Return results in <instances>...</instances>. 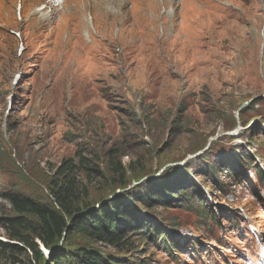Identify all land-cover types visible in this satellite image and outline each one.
Instances as JSON below:
<instances>
[{
	"label": "rangeland",
	"instance_id": "rangeland-1",
	"mask_svg": "<svg viewBox=\"0 0 264 264\" xmlns=\"http://www.w3.org/2000/svg\"><path fill=\"white\" fill-rule=\"evenodd\" d=\"M127 1L69 0L66 15L45 27L49 14L33 17L40 0H23L20 21L18 0H0V147L25 172L18 184L42 199L47 190L39 180L80 147L90 155L97 146L103 156L118 146L127 151L118 159L123 167L140 160L154 170L129 187L141 184L135 193L165 179L164 171L175 193L190 184L188 177L211 192L204 209L218 222L176 202L153 209L139 203L138 216L160 234L152 244L128 232L139 247L131 258L240 264L255 252L253 234L255 241L264 236V182L239 161L240 153L248 155L264 176V0ZM203 156L217 166L219 184L199 171ZM5 164L0 193L18 185ZM2 207L9 210L0 198V218ZM0 242H7L1 226ZM164 242L178 249L175 257ZM0 264L12 261L0 256ZM16 264H29L27 256Z\"/></svg>",
	"mask_w": 264,
	"mask_h": 264
},
{
	"label": "trees",
	"instance_id": "trees-1",
	"mask_svg": "<svg viewBox=\"0 0 264 264\" xmlns=\"http://www.w3.org/2000/svg\"><path fill=\"white\" fill-rule=\"evenodd\" d=\"M144 120L150 122L149 117ZM133 136L129 134L127 137ZM253 137L248 145L253 143ZM92 148L95 151L87 155L80 147L73 157L62 160L52 175L39 180L47 190L46 197L42 199L41 195L27 192L24 185L18 184L22 179L25 181V172L0 147V163L3 159L6 161L2 168L12 176V180L16 177L14 181L18 184L15 187L9 183L6 191L9 193H0V198L9 205V210L2 207L0 218V226L7 236V242H0L1 258L11 260L12 264L19 262V256H27L29 264H144L147 260L143 257L131 258L139 247L127 238V233L137 235L140 232L139 239L153 244L154 236L160 234V230L138 216L139 203L146 209H153L176 202L177 207L194 212L198 218L218 222L210 214L211 211L204 209V198L211 192L206 188L204 191L188 177L190 184L175 193V187L167 181L169 171H164L166 180L161 179L160 186L155 180L148 181L135 193L134 190L141 184L129 187L148 178L154 170L146 171L140 160L123 167L118 159L127 151L122 153L118 146L104 151L103 156L99 155L97 146ZM240 155V164L255 170L260 182H264L262 172L254 165L255 161L246 154ZM208 158L203 156L199 159L204 165L199 171L219 184L220 175L215 172L217 166L207 165ZM154 168L160 169V166ZM229 168L225 171L228 172ZM187 172L194 174L191 167ZM81 174L85 180L81 179ZM90 184L97 185L93 197L88 192L94 188ZM166 236L161 235L160 240L166 241ZM164 243L166 251L169 245ZM100 244L111 248L113 253L103 251ZM41 247L48 252V256L43 254Z\"/></svg>",
	"mask_w": 264,
	"mask_h": 264
},
{
	"label": "water",
	"instance_id": "water-1",
	"mask_svg": "<svg viewBox=\"0 0 264 264\" xmlns=\"http://www.w3.org/2000/svg\"><path fill=\"white\" fill-rule=\"evenodd\" d=\"M47 256H48V252H47Z\"/></svg>",
	"mask_w": 264,
	"mask_h": 264
}]
</instances>
